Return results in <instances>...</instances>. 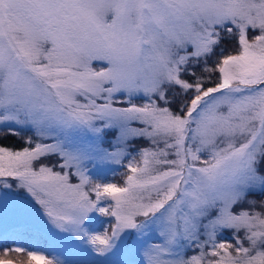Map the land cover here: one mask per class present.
Wrapping results in <instances>:
<instances>
[{
    "label": "snow or ice",
    "instance_id": "obj_1",
    "mask_svg": "<svg viewBox=\"0 0 264 264\" xmlns=\"http://www.w3.org/2000/svg\"><path fill=\"white\" fill-rule=\"evenodd\" d=\"M26 131L0 146V264H70L18 243L22 190L99 264H264V0H0V139ZM132 151L126 186L91 175Z\"/></svg>",
    "mask_w": 264,
    "mask_h": 264
},
{
    "label": "rangeland",
    "instance_id": "obj_2",
    "mask_svg": "<svg viewBox=\"0 0 264 264\" xmlns=\"http://www.w3.org/2000/svg\"><path fill=\"white\" fill-rule=\"evenodd\" d=\"M255 34H259L258 30H256ZM253 35L252 32H249V37ZM234 54H238V47L235 50ZM132 127H142V125L138 123H133ZM106 132H112L114 135V130H105ZM32 133H29L31 135ZM51 142V141H47ZM103 147H108L107 144L102 145ZM130 147L132 148H151V142L147 138H136L133 141L130 142ZM113 150V149H109ZM135 157V164H139V166H143L141 161L140 156L137 154V152L132 151L130 152L127 156L122 158L121 164L117 165L111 161H100L96 160L93 163L88 164V168L90 169L91 175L95 178L98 179L97 177L99 176V180H103L104 182H113L116 183L118 186H126L125 185V180L127 175H131L132 173L130 172L129 168L127 167L128 161L133 159ZM134 164V166H135ZM102 176H105L103 179ZM77 182V181H73ZM21 195L24 196L28 201L31 203L34 212H33V218H34V227L32 230H35L33 235L31 237L23 236L19 240L18 243L23 244L26 246V241L29 245H36L40 247H45V246H51L56 249L58 253L62 255V258L66 257L67 260L70 262V264H99L100 260L102 258L96 257L94 253H90L87 249V246L83 243H77L73 242L69 239H66L62 234H57L55 230L49 231L48 228L45 226L44 223V217L41 215L39 211V206L34 203L31 197L27 195L26 192L23 190L21 191ZM95 197L93 196V199ZM242 206V205H241ZM240 206V207H241ZM110 218H104V217H99L97 214V219L94 221L92 224V229L95 231H102L104 224L108 222ZM114 223V219L112 220ZM102 224V225H100ZM100 225V226H99ZM35 232H37L38 235H35ZM231 235L230 232H225L221 237L218 238V240H224L226 238H229ZM242 235V233H241ZM40 236L46 241V245H41L39 240ZM36 241V242H35ZM161 242L158 239V236L156 234H150V239L148 240V243H159ZM247 247V243L244 245ZM195 254V249L190 248L187 249L185 252V257L190 256ZM235 255V252L233 251L232 253ZM8 259H13L16 264H28L27 261V256L24 254H15V253H10L9 256L7 257ZM141 257L140 256H117L113 257L112 260L114 261H119V260H139ZM107 264V262H105Z\"/></svg>",
    "mask_w": 264,
    "mask_h": 264
},
{
    "label": "trees",
    "instance_id": "obj_3",
    "mask_svg": "<svg viewBox=\"0 0 264 264\" xmlns=\"http://www.w3.org/2000/svg\"><path fill=\"white\" fill-rule=\"evenodd\" d=\"M221 47L224 48V54L227 55V54H234V52H236V48L238 47V45L236 44L235 40H231V41H225ZM212 61H210L211 63ZM30 132H24L22 133V135L20 137H7V138H4V139H0V146L2 147H6V148H9L11 150H21L23 147H26L27 145L24 143V137L26 135H29ZM103 179L105 178V176H102ZM99 179V176L97 177ZM241 207H246L245 205H242ZM250 211H259L260 209L259 208H256V209H249ZM102 225V224H100ZM99 225V226H100ZM35 230H32L31 231V236L33 235ZM39 234V233H38ZM37 232H35V235H38ZM26 238L28 237H31V236H28V235H25ZM230 238V237H229ZM229 238H226V239H229ZM22 240V239H20ZM36 242V241H35ZM40 244L41 245H46V241H44V239L40 236V240H39ZM5 246H9V245H5ZM26 247H29V248H34V247H40V246H36V245H29L26 241ZM0 255H2V251H0ZM7 258V257H5Z\"/></svg>",
    "mask_w": 264,
    "mask_h": 264
}]
</instances>
